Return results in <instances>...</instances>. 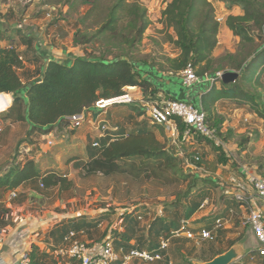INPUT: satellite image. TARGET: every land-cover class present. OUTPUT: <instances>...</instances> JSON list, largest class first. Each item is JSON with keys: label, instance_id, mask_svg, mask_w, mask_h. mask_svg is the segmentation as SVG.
<instances>
[{"label": "trees", "instance_id": "obj_1", "mask_svg": "<svg viewBox=\"0 0 264 264\" xmlns=\"http://www.w3.org/2000/svg\"><path fill=\"white\" fill-rule=\"evenodd\" d=\"M215 1L222 2L227 8L238 6L242 11L239 15L229 14L225 20L226 27L239 39L236 50L226 53L220 61L211 56L219 28L211 1L170 0L160 11L159 22L172 30L169 42L179 52L174 57L164 58L163 63L156 64L138 56V46L150 23L147 9L139 0H42L43 4L56 2L66 5L70 12H78L79 8H84L75 18L76 29L72 38V44L79 46L83 55L74 57L70 63L51 59L36 70L37 79L23 82L19 74V69L23 67L20 52L12 44L2 45L0 37V94L13 96L10 105L1 109L5 111H0V114L4 113L10 118L11 112L15 110L18 112L13 114L16 120L24 121L31 130L46 135L54 126L67 128V117L91 108L99 98L120 95L127 87L142 88L143 100L150 102L159 100L160 97L176 99L166 94H158L159 89L144 73L154 75L157 72L160 76L165 71L174 77L190 64L200 78L214 76L218 71H232L237 74L233 82L223 83L217 80L219 87L214 85L200 94L199 104L210 127L216 130L220 138L228 140L232 131H227L228 134L224 137L220 125L223 120L220 119L218 124L209 120L213 115L211 104L215 100L248 107L249 113L261 120L264 129V0ZM14 26L16 27L13 31L21 34V43L30 50L33 36L22 34L20 23H14ZM254 28L258 29V35L253 34ZM195 66H199L197 71ZM127 105H130V110L125 112L121 109L122 117L116 124L118 130L115 136L105 135L99 138L97 146H93L90 140L86 144V159L76 165L84 176H143L163 183L187 184L183 196L185 201L180 202L177 199L171 204V219L167 215L156 216L143 229L138 217H145L149 210L145 208L141 212L143 214L126 210L120 214L121 231L116 230L114 235H110L116 249L157 250L159 237L167 236L171 230L177 229L182 218H190L204 198L199 202L190 199L199 175L191 171L192 174L185 172L181 168L182 160L177 149L167 148L160 140L158 135H164V126L150 122L139 104V107L135 102ZM176 123L179 133H182L184 124L177 118ZM76 129L70 130L74 133ZM196 138L203 139L199 135ZM249 141L248 137L241 141L240 149H245ZM214 148L220 151V148ZM186 149V156L193 159L197 151L187 152ZM38 159L31 156L23 163L18 162L4 171L0 170V200L6 192L27 181L33 185L36 194L53 189L65 191L72 187L73 183L65 173L54 167L44 168L38 165ZM218 159L219 163L227 161L221 152ZM201 162L200 155V160L196 163L200 166ZM260 174L264 177V173ZM225 205V211L209 213L199 220H205V226L211 228L217 217L225 216L228 208H238L239 204L228 199ZM6 212L5 208L0 207V228L8 222L4 220ZM104 215L102 213L95 217L78 215L64 218L49 232L52 248L48 247L47 250L32 243L25 253L27 264H59L51 251L62 245L63 237L70 231L79 233L96 229ZM227 232L228 229L219 228L213 240L203 241H217ZM233 244L234 241H231L226 249L210 248V257L200 262L209 261L224 253ZM244 257L246 261H253L254 264H264V255L260 254L258 248L249 250ZM68 261L70 264H79L73 259Z\"/></svg>", "mask_w": 264, "mask_h": 264}, {"label": "rangeland", "instance_id": "obj_2", "mask_svg": "<svg viewBox=\"0 0 264 264\" xmlns=\"http://www.w3.org/2000/svg\"><path fill=\"white\" fill-rule=\"evenodd\" d=\"M168 1L170 0H139L147 9V16L150 23L138 46V56L147 58L149 62L154 61L156 64L163 63L164 58L174 57L179 52L178 49L169 42V35L172 34V30L166 28L159 22L160 11ZM207 1L212 2L214 18H222L216 35V45L211 53L213 58L220 61V58L226 53L236 50L239 40L238 37L226 27V17L229 14H242V11L238 6L227 8L222 2L215 0ZM0 2L4 3L7 10L10 11L6 13L7 19L17 24L20 23L22 34L31 30V28H33L31 25L34 23L41 26V30H43L47 22H54L59 17L65 20H69V18L75 19L78 17L79 13L84 10V8H79L78 12H52V16L48 18L46 17L47 12H51V9L57 7H59L61 11L64 5L56 2L52 4H43L42 0H0ZM0 18L3 19L2 17ZM253 34L258 35V29L254 28ZM223 63L225 64V62ZM195 69L197 71L199 66H195ZM158 76L159 74L157 72L150 76L154 84L156 82V85H159L161 89L164 87L167 88L169 85L165 84V81L170 80V85L174 86L176 93L178 91V93L183 96L181 100L188 101L187 96L184 94H188V92L195 93V99L191 100V102L197 105H200L198 103H200L201 100L197 98L198 94H203L211 88L210 82L203 81L194 84L190 88L184 89V87L182 88L179 85H175V82H177L175 77L169 76L165 71L161 72V75ZM158 78H161L164 82H159ZM215 86L219 87V84ZM185 90L187 93L184 92ZM2 94V99L1 97L0 99L3 101V104H7L5 102L7 96H4V93ZM8 95L9 98L11 96L12 99V94ZM9 103L11 102L9 101ZM129 106L130 105L114 106L110 108L105 115H107L108 112L110 113L122 108L123 111L127 112L130 110ZM210 109L213 114L209 118L211 123L215 122L218 124L220 119L223 120L220 124L224 134L223 136L226 137L225 134L232 131L228 139L232 147V155L234 156L232 168H237L239 164H247L251 168H256L258 173H264V129L258 116L249 113L248 107L233 102L215 100L212 102ZM15 112L18 113L14 110V112H11L12 116L10 118L6 117L4 113L0 114V170L4 171L18 162L23 163L29 157L33 156L34 158H39L38 165L44 168L54 167L59 172L65 173L67 178L73 183L69 190L57 191L53 189L48 193L42 191L37 194L39 198H44L36 200L27 211L32 213L35 218H38L37 220L46 224L41 225L42 229H40V231L38 229H34V231L28 230L29 232H26L23 238L21 236L20 241H27V243L31 240L34 243L42 242V233L41 235H36L35 233L42 232L47 226L51 227V224L72 216L88 215L95 217L104 213V219L100 226L88 232H83L79 236V239L84 242H100L105 237L109 238L110 235H114L115 232H117L116 230L121 231L120 214L126 210H135L141 213L147 208L149 212L146 213L145 217L141 216L139 218L140 226L145 229L149 222L156 216L167 215V218L171 219L173 216L171 214L173 210L171 204L177 199H180V202L185 201L183 196L187 190L186 183H163L158 180H149L143 176L140 178L127 175L106 177L101 174L84 176L79 166L76 164L86 159L85 143L73 138V132L70 129L54 126L52 131L48 134L49 138L54 140V144L50 147H46L45 137L31 130L30 126L24 121L16 120V117H13ZM158 137L168 148L165 132L164 135H158ZM246 137L250 138V141L246 143L245 149H240L242 145H239V143L244 141ZM182 147L183 146H180L181 149H186L184 148L185 146ZM194 148L201 155L202 162L200 166L206 169L207 173L202 174L194 172L196 174L198 173L199 180L192 189V193L189 197L196 202H199L202 198L208 197L210 200L208 209L215 210L228 201V198L221 188L215 183V173L219 172L217 170V164L220 162L218 159L219 152L214 148L211 142L201 138H196L195 144L188 146L186 150H188L187 152H191ZM170 149L176 150L179 148L172 147ZM180 159L182 160L181 168L187 173L193 172H190V169L185 166L183 159ZM229 172H231V170H229ZM7 194L9 195V191ZM234 208L237 210V213L240 212L239 208ZM180 212H182L181 207ZM198 215L199 213L197 216ZM233 220L236 222V228H227L228 232L217 241L208 242L202 240L196 242L180 234L170 238L169 246L162 252L163 257L161 260L152 262L134 260L130 264H168L169 261L171 264H196L210 257V248L226 249L231 241H234V244L228 249L234 248L237 252V257L232 264H254L253 261H246L244 255L247 254L249 250L257 249L258 244L243 224V217L241 214L236 215ZM200 221L201 220L192 221L191 226ZM11 232L12 230L10 229L3 231V242H9L8 240H10L9 235ZM7 244L8 243H6V245ZM38 244L43 248H52L48 245L44 246L43 243Z\"/></svg>", "mask_w": 264, "mask_h": 264}, {"label": "built area", "instance_id": "obj_3", "mask_svg": "<svg viewBox=\"0 0 264 264\" xmlns=\"http://www.w3.org/2000/svg\"><path fill=\"white\" fill-rule=\"evenodd\" d=\"M60 8L51 9L46 13V17H51L52 12L57 13ZM220 24L222 18H215ZM223 72L218 71L214 76L200 78L196 75L193 67L189 64L176 74L181 79L184 87L190 88L194 84L206 81L211 83V87L216 85L217 80H221ZM127 87L124 93L110 98H99L91 108L84 109L81 113L67 117L69 121L68 129L79 128L89 119L95 126L98 134L92 139V145H98V139L105 136H115L118 126H111L108 119L104 117L106 112L120 105L134 103V98ZM142 108L148 120L152 123L163 125L168 141V147H178V155L183 159L185 166L190 171L205 174L206 169L198 166L196 162L200 160V154H194L193 159L186 156L184 150L180 146H191L195 144L196 135L201 136L205 140H209L215 147L227 158L226 163L217 164L215 182L221 188L225 196L229 200L236 201L239 205L240 212L237 213L235 208H228L225 216H219L215 219L211 228L206 226L193 227L191 218L181 219L177 229L171 230L169 235L160 236L158 239L157 250H138L123 248L116 249L110 237L104 238L100 242H84L79 239L80 234L76 231L68 232L62 241V245L51 253L57 259L59 264H70L68 260L73 259L79 264H130L134 260H142L152 262L162 259V252L169 246L170 238L184 235L188 239L196 242L202 240H213L216 230L224 228V224L231 222L236 215H242L243 224L253 236L258 244L261 255H264V177L257 172L256 168H251L247 164H239L237 168H232L234 156L232 148L228 140L220 138L216 134V130L210 127L205 112L200 105H194L189 101L160 97L154 102L142 100ZM5 111V110H3ZM1 111V112H3ZM95 111V112H94ZM95 113V116H94ZM176 118L180 119L184 124L182 133H179ZM49 134V133H48ZM45 137V146L50 147L54 144V140ZM182 147V148H183ZM195 150V148L193 149ZM226 173H224V171ZM231 170V172H229ZM17 195L15 189L9 191V198L12 199ZM210 200L205 197L200 203L197 211L203 212L210 210ZM225 209V207H224ZM139 216L138 218H140ZM26 254H23L18 260L11 264H27ZM168 264H171L170 262Z\"/></svg>", "mask_w": 264, "mask_h": 264}, {"label": "crops", "instance_id": "obj_4", "mask_svg": "<svg viewBox=\"0 0 264 264\" xmlns=\"http://www.w3.org/2000/svg\"><path fill=\"white\" fill-rule=\"evenodd\" d=\"M62 13H66L68 11V6L64 5L63 9L61 10ZM10 12L7 10V7L4 3L0 2V37H1V44H12L16 49L20 52V59L22 60L23 67L19 69V74L23 82H31L37 79L36 70L44 66L49 60L56 59L59 61H63L66 63H70L74 57L82 56L83 51L79 46H74L72 44V38L75 31V19L69 18V20L57 18L54 22H47L46 27L41 30V26L37 23L31 25V30H29L26 34L28 36H33V46L29 50L27 49L26 45L21 43L20 37L21 34L19 32L13 31L14 22L7 19L6 13ZM21 27V26H20ZM67 33V35H66ZM55 37V38H54ZM148 72V70H146ZM151 74L153 73H144V76H148L151 78ZM172 77V76H171ZM176 81L175 85H179L182 88L184 87L181 83V79L177 76H174ZM159 82H164L161 78H158ZM201 83V82H200ZM165 84L169 85L167 88H160L159 85L155 86L158 88V94H166L178 100H181L183 96L180 93H176V89L171 84L170 80H166ZM198 84V83H197ZM219 84V83H216ZM166 89V90H165ZM184 89H187L184 87ZM142 88L139 87H130L129 92L134 98L135 105L139 107L141 106V102L143 100V92ZM187 93V91H184ZM193 94V95H192ZM3 94H0V96ZM187 96L188 101L195 99V93L188 92V94H184ZM197 98H200V94H198ZM11 101V96H10ZM139 104V105H138ZM199 104V103H198ZM9 104H3L0 107L1 109H5ZM144 110V108H141ZM95 112V111H94ZM115 115V116H114ZM95 116V113H94ZM109 116V117H108ZM108 119V122L111 126H115L118 122H120L121 118V109L114 110L112 112H108L107 115H104ZM110 118V119H109ZM127 126V125H125ZM121 125V127H125ZM98 131L96 130L95 126L89 122L87 119L81 127L77 128L74 133H72V137L77 139L78 141L85 143L84 146L94 137H96ZM230 145V144H229ZM231 147V146H230ZM232 148V147H231ZM226 173V172H224ZM17 195L10 199L7 192L3 195L2 199L0 200V207L5 208L7 212L5 213L4 220L8 221L7 224L0 228V264H11L18 260L26 251L30 248L31 244L34 243L32 240L27 243L22 242V238L26 235L28 230L34 231V229H42L41 225L42 221L37 220L32 213H29L30 207H32L33 203L36 200H40L43 198H39L34 190L33 185L27 181L24 184L16 187L15 189ZM46 192V191H45ZM48 193V192H47ZM42 197V196H41ZM47 199V198H45ZM227 204V203H226ZM225 203L220 208L215 210H207L206 212H198L196 211L190 218L193 221L199 220L202 216H205L209 213H217L221 211H225ZM218 210V211H216ZM199 215L197 216V214ZM33 219V220H32ZM30 221V222H28ZM60 220L59 222H61ZM59 222L51 224V227L44 228L42 232L35 233L36 235H41L42 233V242H35V244L43 243L44 246H53V242L50 238L49 232L51 229L57 225ZM201 222V223H200ZM199 223H195L193 227H200L205 226V220L200 221ZM235 220H231L230 224H224V228L235 229ZM10 229L12 232L9 235V242L2 241V233L4 230ZM250 233V232H249ZM251 234V233H250ZM252 236V235H251ZM253 238V236H252ZM6 243H8L6 245ZM40 246V244H38ZM61 245V244H60ZM59 245V246H60ZM42 247V246H41ZM4 248V249H3ZM47 250L48 247H46ZM166 255V254H164ZM165 257V256H164ZM170 262V261H169ZM168 262V263H169ZM171 263V262H170Z\"/></svg>", "mask_w": 264, "mask_h": 264}, {"label": "water", "instance_id": "obj_5", "mask_svg": "<svg viewBox=\"0 0 264 264\" xmlns=\"http://www.w3.org/2000/svg\"><path fill=\"white\" fill-rule=\"evenodd\" d=\"M236 77H237V74L235 72H232V71L223 72L221 76V81L223 83H230V82H233ZM236 257H237L236 250L234 248H230L224 253H221L215 256L209 261L198 262L196 264H232Z\"/></svg>", "mask_w": 264, "mask_h": 264}, {"label": "bare ground", "instance_id": "obj_6", "mask_svg": "<svg viewBox=\"0 0 264 264\" xmlns=\"http://www.w3.org/2000/svg\"><path fill=\"white\" fill-rule=\"evenodd\" d=\"M2 94V93H1ZM4 96H7V100L5 101L7 104H10L9 103V101H10V98H9V95L8 94H4ZM1 97V99H2V95L0 96ZM1 99H0V107L2 106V104H3V101H1Z\"/></svg>", "mask_w": 264, "mask_h": 264}]
</instances>
